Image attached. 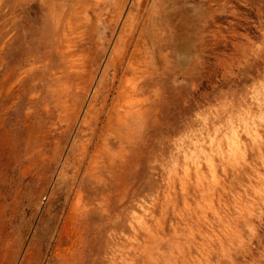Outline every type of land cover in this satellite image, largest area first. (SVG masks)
Returning a JSON list of instances; mask_svg holds the SVG:
<instances>
[{"label":"rangeland","instance_id":"1","mask_svg":"<svg viewBox=\"0 0 264 264\" xmlns=\"http://www.w3.org/2000/svg\"><path fill=\"white\" fill-rule=\"evenodd\" d=\"M0 264H264V0H0Z\"/></svg>","mask_w":264,"mask_h":264},{"label":"bare ground","instance_id":"2","mask_svg":"<svg viewBox=\"0 0 264 264\" xmlns=\"http://www.w3.org/2000/svg\"><path fill=\"white\" fill-rule=\"evenodd\" d=\"M105 9H106V8H105ZM108 10H109V9H108ZM108 17H109V16H108ZM106 20H107V19H105V22H106ZM132 38H133V37H132ZM141 45H142V44H141ZM141 45H140V46H141ZM138 46H139V44H138ZM140 46H139V47H140ZM141 47H143V46H141ZM139 51H140V48H139V50L137 49V52H139ZM138 54H139V53H137V54H135V55H138ZM135 57H136V56H135ZM138 58H139V57H138ZM144 58H145V57H144ZM132 59H133V58H132ZM113 61H114V60H113ZM133 61H134V60H133ZM133 61H132V62H133ZM114 62H115V61H114ZM109 63H110V61H109ZM135 64H136V61H135ZM113 65H114V64H113ZM117 67H118V66H117ZM116 71H117V70H116ZM129 75H130V74H129ZM115 76H116V75H115ZM125 78H126V77H125ZM110 89H111V88H110ZM128 89H129V88H128ZM121 100H123V98H121ZM121 100H120V101L117 100V101L121 102ZM111 111H112V110H111ZM111 111H110V112H111ZM115 111H116V110H115ZM115 111H114V112H115ZM116 113H117V112H116ZM109 114H110V113H109ZM117 114H118V113H117ZM117 114H116V115H117ZM127 114H128V113H127ZM128 116H129V115H128ZM130 116H131V118H132V114H131ZM111 117H112V116H111ZM114 117H115V116H114ZM117 117H118V116H117ZM120 117H121V115L118 117V120H119ZM121 118H122V117H121ZM121 118H120V119H121ZM115 119H116V117H115ZM112 120H114V119H112ZM125 120H126V119H125ZM115 121H116V120H115ZM121 121H122V124L125 123V122H123V119H121ZM121 121H120V124H121ZM126 121H127V120H126ZM112 122H113V121H112ZM127 122H128V121H127ZM110 123H111V120H110ZM120 124H119V125H120ZM125 124H126V123H125ZM125 124H124V126H125ZM108 125H109V123H108ZM137 125H138V124H137ZM106 126H107V125H106ZM114 126H115V125H114ZM114 126H113V127H114ZM107 127H108V126H107ZM116 127H117V126H116ZM103 130H104V129H103ZM120 131H121V130H120ZM89 169H90V167H89ZM66 233H67V231L65 232V234H66ZM65 234H64V235H65ZM69 236H70V234H69ZM61 242H62V241H61ZM64 244H65V243H64ZM61 245H62V244H61Z\"/></svg>","mask_w":264,"mask_h":264}]
</instances>
